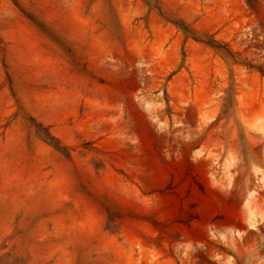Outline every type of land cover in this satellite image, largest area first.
<instances>
[{
    "label": "rangeland",
    "instance_id": "obj_1",
    "mask_svg": "<svg viewBox=\"0 0 264 264\" xmlns=\"http://www.w3.org/2000/svg\"><path fill=\"white\" fill-rule=\"evenodd\" d=\"M0 264H264V0H0Z\"/></svg>",
    "mask_w": 264,
    "mask_h": 264
},
{
    "label": "trees",
    "instance_id": "obj_2",
    "mask_svg": "<svg viewBox=\"0 0 264 264\" xmlns=\"http://www.w3.org/2000/svg\"><path fill=\"white\" fill-rule=\"evenodd\" d=\"M48 136H49V138H52V139L54 138V137H52L51 135H48Z\"/></svg>",
    "mask_w": 264,
    "mask_h": 264
}]
</instances>
